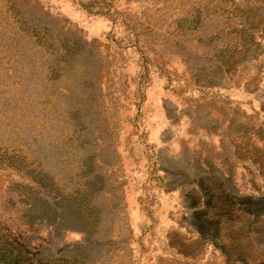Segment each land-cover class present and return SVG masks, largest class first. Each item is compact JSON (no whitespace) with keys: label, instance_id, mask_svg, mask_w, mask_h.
<instances>
[{"label":"rangeland","instance_id":"rangeland-1","mask_svg":"<svg viewBox=\"0 0 264 264\" xmlns=\"http://www.w3.org/2000/svg\"><path fill=\"white\" fill-rule=\"evenodd\" d=\"M249 196L264 0H0V237L27 264H264Z\"/></svg>","mask_w":264,"mask_h":264},{"label":"trees","instance_id":"trees-1","mask_svg":"<svg viewBox=\"0 0 264 264\" xmlns=\"http://www.w3.org/2000/svg\"><path fill=\"white\" fill-rule=\"evenodd\" d=\"M240 199L242 200H240L239 204L241 205L243 204V206L247 211L257 216L264 215V196H260V197L249 196ZM243 199H246L247 203H244ZM208 223H212V222H208ZM212 225L215 226V230L217 233L219 224L217 222H214L212 223ZM198 229L204 236L206 237L209 236L206 229L204 228V224H199ZM208 238H211V240H216L218 238V235H214V237H208ZM28 253L29 251L27 250L26 245L14 239V237H7L4 235L0 237V263L27 264V262H29L32 259L38 261V258L36 256H33L32 252L30 253L31 256L30 255L26 256Z\"/></svg>","mask_w":264,"mask_h":264}]
</instances>
